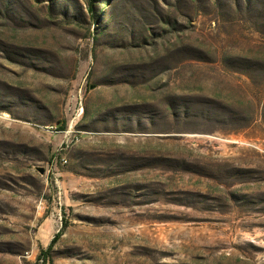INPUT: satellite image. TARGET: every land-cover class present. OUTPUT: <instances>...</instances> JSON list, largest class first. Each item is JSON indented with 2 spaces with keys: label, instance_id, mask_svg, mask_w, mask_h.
Instances as JSON below:
<instances>
[{
  "label": "rangeland",
  "instance_id": "374dc122",
  "mask_svg": "<svg viewBox=\"0 0 264 264\" xmlns=\"http://www.w3.org/2000/svg\"><path fill=\"white\" fill-rule=\"evenodd\" d=\"M0 264H264V0H0Z\"/></svg>",
  "mask_w": 264,
  "mask_h": 264
},
{
  "label": "built area",
  "instance_id": "2783aa9c",
  "mask_svg": "<svg viewBox=\"0 0 264 264\" xmlns=\"http://www.w3.org/2000/svg\"><path fill=\"white\" fill-rule=\"evenodd\" d=\"M58 163L63 166L67 163V160L64 157L60 156L58 158Z\"/></svg>",
  "mask_w": 264,
  "mask_h": 264
},
{
  "label": "trees",
  "instance_id": "16d2710c",
  "mask_svg": "<svg viewBox=\"0 0 264 264\" xmlns=\"http://www.w3.org/2000/svg\"><path fill=\"white\" fill-rule=\"evenodd\" d=\"M42 253H43V255H48L47 251H43Z\"/></svg>",
  "mask_w": 264,
  "mask_h": 264
},
{
  "label": "water",
  "instance_id": "95a60500",
  "mask_svg": "<svg viewBox=\"0 0 264 264\" xmlns=\"http://www.w3.org/2000/svg\"><path fill=\"white\" fill-rule=\"evenodd\" d=\"M43 171H42V169L40 170V173H42Z\"/></svg>",
  "mask_w": 264,
  "mask_h": 264
}]
</instances>
